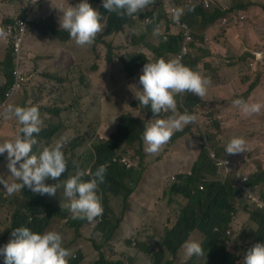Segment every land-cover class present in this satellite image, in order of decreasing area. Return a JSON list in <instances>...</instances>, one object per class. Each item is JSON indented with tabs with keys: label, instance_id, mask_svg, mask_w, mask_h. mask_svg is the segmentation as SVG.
I'll use <instances>...</instances> for the list:
<instances>
[{
	"label": "clouds",
	"instance_id": "1",
	"mask_svg": "<svg viewBox=\"0 0 264 264\" xmlns=\"http://www.w3.org/2000/svg\"><path fill=\"white\" fill-rule=\"evenodd\" d=\"M37 1H40V5L37 8L42 5L45 11L37 10L34 6H29L27 9L23 10L21 15H16L15 18L6 21L5 25L2 23L0 27V44H5L7 46V54L10 53L15 61V68L14 70L12 69L15 79L13 75L14 80L12 84L6 89L3 97L0 95V123L15 118L21 125L19 133L15 137L6 139L0 143V155L7 154V159L0 164V167L6 170L9 169V176L11 177V179H9L0 176V184L3 185L4 190L9 196L27 187L34 194L53 196L54 202H67L69 203L68 207L73 213L74 218H86L96 227L100 235H104V233L97 228L99 223L103 220L105 213L101 197L98 195L99 185L104 183L107 172L106 167L112 163L121 164L126 169H131L132 167L136 168V165H138L137 159H139L141 163L140 156L131 151V147L139 142L136 140L122 141L120 143L122 149L115 150L114 156L104 161L96 168L95 172H91V168H88L89 166L86 167L87 170H82V167L74 162H72V166L69 161L67 162L64 148L68 146L67 143L70 137L62 136L57 140H53L52 138L42 139L39 141H43L47 146L42 149L39 145L36 140V135L40 133L41 128L49 127L48 123L42 125L39 113L40 109L38 106L31 104L30 106L12 105L10 104L11 96L9 98L7 97V92H17L21 89L22 84L31 81V79H23L21 85L14 89L17 80V75L15 73L17 68L19 67L21 71L20 65L29 68L31 64V60H29L27 52L25 51L30 26L52 18L55 25L66 31L78 46L94 43L96 36L102 31L104 26L102 24L103 17L101 13L94 9L88 0H76L75 5H71L72 1H70L67 7H59L57 3L52 5L51 3L56 2V0H30L34 5ZM199 1L103 0V7L107 9L108 12H114L119 17L123 16L121 18L129 19V22L125 23L120 31L110 34L112 35L111 39L114 41V44L117 42H115V37L113 38V35L121 33L126 29L131 31L129 35L131 43L130 49L137 45L133 43V40L138 43L149 42L154 47L153 50L150 51L142 44H139L147 54L146 60L143 66L134 75H130L131 71L128 73L122 71V73L127 76L124 79L128 80V83H125V85L129 84L130 87L127 88L129 90L126 89L125 93L118 97V101L115 102L114 105L119 112V114L115 116L117 120L121 113L129 109V104L132 102L137 103L140 108H143V106L144 108L150 107L151 112L144 113V111H141L138 114L141 119L146 121L142 135L145 157L146 155L151 156L150 154H158L163 149L162 153L159 155L160 158L155 160V166H151L155 167L156 172H154L153 180L160 185V189L148 190L145 196L136 197L139 186L143 183L146 175L144 157L143 165L140 166L141 172L139 173L138 179L135 180V174H133V172L132 174L130 173L127 179L129 186L133 188V192L130 196L126 197L124 190L114 194V196L122 197L123 204L127 209L117 231L122 230L126 226L130 227L132 234L127 240L132 238L134 234L149 233L142 241L149 243L151 247L157 242L156 236H149L154 235V230L162 228V233H164L167 227H172L181 222L185 214L189 213L191 209L200 211L203 207H206V203H210L212 208L220 207L222 210L224 209L222 205V198L224 195L221 193L219 187H213L208 184L211 180L226 182L228 179H233L235 185L244 191L243 196H249L255 199L254 208H264V199L261 193V187L264 186V184H262L263 180L259 182L256 189H251L250 184H248L250 176L260 168L264 169V166L261 165L258 169L259 161H257V159L251 158L250 160L236 162L234 158L230 156L246 152L247 143L246 140L240 136L230 138L227 143L223 140L222 135L225 130L223 126V114L226 112L224 110L221 113L218 111V116L216 118H214V115H210L209 118L211 120L207 119L202 123L197 120L195 112L198 107L201 106L200 104L204 103L203 99L207 94V89L210 84V80L206 77L207 71L211 72L213 78L218 77L219 68L212 64V57H207L210 55L208 49L210 46L209 42L213 39V37L210 36L211 32L214 31L215 28H223V30H226L230 25L239 22L245 24L244 20L247 11L249 15L252 16L255 12V7L260 5V3L254 0H246L248 3L244 5L246 6L244 7L241 4L243 0ZM262 1L264 2V0ZM196 6L198 8L197 12L194 11ZM203 7L209 13L219 12L221 16L213 21H204L201 16L197 14L199 13V9ZM58 11L61 13L59 18L60 25L57 24ZM234 11H238L240 16L235 17L234 20H229L230 15H232ZM223 12H225L224 15H222ZM188 14H191V16L187 21ZM21 19L26 21V33L23 37L21 46H19L20 49L18 52L16 49V35H18L19 32L17 21ZM9 25H15L17 28L12 30V35L7 37L5 29ZM139 27L145 30V32L141 33L142 30H138ZM192 27L196 33L197 40L192 36ZM152 31L156 34H161L159 42H151L148 32ZM137 34L142 36L141 40L134 37ZM49 36L52 39H58L51 35ZM108 39L110 38H107V40ZM162 43V50L156 53L155 48H159ZM150 53H152L154 57H151ZM248 53L252 55L249 62L251 66L257 67L264 65V48L254 50L252 52L253 54L251 52ZM189 55L200 57L198 63V67L201 69L200 72L187 66L191 65V58ZM60 57L64 58V56L61 55ZM235 64L241 63L237 62ZM108 66L113 70H122V63L118 59L115 60L113 58ZM259 75L260 77L263 75V71L260 69L255 72L254 77L249 75L248 78L245 75L243 83L245 84L244 80H246L249 84L247 88L240 93V99L233 101L234 105L240 108L245 115L258 113L262 107L259 103H252L255 94L258 90L263 88V85H259V83L255 82V79ZM128 76L131 78L128 79ZM136 80L139 81L142 88L138 89V95L135 94L136 100L127 101L128 92L133 91L135 88L132 82ZM117 83H115L114 88L111 90L112 92H115ZM252 83H255L256 86L247 101H244L243 93L248 90ZM107 93L104 95L105 98ZM119 101L125 103L120 105L118 103ZM44 106H46L45 110L50 111L48 108H52L55 105L44 104ZM235 112L238 113L236 110ZM213 122L215 123L211 125L209 132L202 134L201 130L206 129L207 125ZM189 124H191L193 133H186L181 137L171 139L174 134L183 131ZM91 127L98 126L93 125ZM194 127H197L201 134V136L197 137L199 142L193 139V137L197 136V131L194 130ZM115 129L116 128L106 130L108 138H111V134ZM210 133L217 135L222 145H225L226 156L222 157L217 154V151L214 149L215 142L210 138ZM181 138H190L193 143L178 142V139ZM168 142L171 143V145L165 149L164 146L167 145ZM187 146H192L194 149V156L191 163L180 164L178 167L171 170H168L166 165L162 164L171 153L181 151ZM33 149L39 150V153H34ZM131 153L136 156V159L129 156ZM202 154L210 157L213 161L216 166L215 172L201 178L200 183L188 197L179 193H172L173 186L181 182L179 176L192 174L193 168ZM67 157L70 158L72 156ZM6 162L7 166H4ZM256 163L257 169L254 170L253 168L256 167ZM62 173H64V176L58 184ZM170 176L174 181H172L170 187L167 189L168 196L161 205H158L156 201L157 193L161 190L165 191L164 187L167 185ZM85 177L89 178L85 179ZM48 178L56 180L57 183L49 184L46 182ZM259 186L260 194L259 197H257L255 191ZM130 200H133L135 204L132 208L130 207ZM48 201H50L49 198ZM246 207L247 206L244 207V212L250 216V213L245 209ZM170 209L177 210V213L172 214ZM233 217V222L230 224L232 226L227 232L231 239L232 234L236 231L234 223L238 221L236 212H233ZM254 223V230H256L258 224L256 222ZM152 225H155V228H152ZM52 227L53 226L50 225L47 229L48 231L44 233L32 231L30 228L24 226L13 229L8 242L3 247H0V256L3 257L4 264H69V257L73 258L71 249L62 237L63 232H60L58 229L51 230ZM215 229L219 230V227H215ZM250 238L251 240L245 245L243 253L239 255L232 251L231 246L234 243L232 239L228 253L232 257H235L234 262L238 257L241 258L238 264H264V243L255 244L254 238L252 236H250ZM127 240L125 244L133 248ZM238 243H243V237H240ZM182 247L185 257H187L186 260L194 255H204V249L201 242L198 240H186ZM135 248L151 255L153 258V253H147L140 247ZM134 250L136 255V249ZM233 254L237 256H233ZM118 260L119 262H135L134 259L131 261H125L124 259ZM234 262L231 264H234ZM149 264H152V262H149Z\"/></svg>",
	"mask_w": 264,
	"mask_h": 264
},
{
	"label": "rangeland",
	"instance_id": "2",
	"mask_svg": "<svg viewBox=\"0 0 264 264\" xmlns=\"http://www.w3.org/2000/svg\"><path fill=\"white\" fill-rule=\"evenodd\" d=\"M53 1V0H52ZM71 0H56L59 7H67L68 2ZM184 2H191V0H182ZM199 1V0H195ZM204 1V0H200ZM199 1V2H200ZM260 5L255 7V12L252 16L249 15L247 11L246 18L244 20L245 24L241 22L237 24H232L226 30L223 28H215L211 32L210 36L213 39L210 40V46L208 47L210 55L207 57H212L211 62L214 66L219 68L218 77L213 78L210 71H207L206 77L210 80V84L207 89V94L204 97V103L200 104L196 112L197 120L201 123L205 120H211L210 114L214 113V118L218 116L217 112L220 113L224 110L226 113L223 114L225 127L224 134L222 135L223 140L227 143L230 138L234 136L243 137L247 143V151L244 153L230 155L234 158L236 162H242L244 160L257 159L258 169L261 165L264 166V65L263 66H251L250 58L252 55L248 52H253L254 50L264 48V2L262 0H254ZM76 0H73L71 5H75ZM49 3V2H48ZM248 2L243 0L242 5H246ZM250 3V2H249ZM50 4V3H49ZM40 5V1L34 5L30 0H0V27L1 24H6L8 19L15 18L16 15L23 12L29 6H34L36 9ZM37 10H44L41 5ZM99 11V9H96ZM60 11L57 12V24L59 23ZM103 17L102 24L103 29L97 36L105 32L108 26V12H101ZM238 11H234L230 15L229 20H234L235 17H239ZM52 22V18L49 19ZM138 30H142L141 27ZM192 36L197 40L196 33L193 27L191 28ZM142 30L141 33H144ZM253 36H251V34ZM130 30H123L121 33L113 35L115 37L114 44V59L117 60L119 56H125L130 49ZM150 34V40L152 43H157L160 40L161 34H156L153 31L148 32ZM31 35V36H30ZM96 36V38H97ZM112 35L107 38L109 42L112 41ZM137 36H139L137 34ZM144 47L148 48L150 51L153 50V45L149 42H144L142 44ZM25 51L29 60H31L30 67L21 66V76L24 79H31L29 83H24L21 89L17 92L11 94L12 105L19 106H30L32 102L37 103L39 99L43 100L42 104H51L61 108V113L56 114L45 110V106H40L39 113H42V125L49 121L55 120L58 122L59 128L53 136H50L53 140H57L62 136H67L71 138L81 136L86 139L85 148L94 138H105L108 139L106 135V128L109 122H114L117 124V119L115 116L119 114L117 109L113 106L115 94L110 92L116 84L115 91L116 102L118 97L123 95L127 88H129L128 80L124 79L127 76L122 73V70H113L111 67L106 66L107 53L109 51L108 47L103 43L78 46L72 39L67 41H61L59 39H52L49 34H44L36 28L35 25L30 26L28 38L25 45ZM8 53L7 46L5 44H0V86L4 81L5 68L2 61L5 59ZM253 54V53H252ZM64 56V58H61ZM151 57H154L150 53ZM50 59V60H49ZM240 62L241 64H235ZM234 64V65H233ZM15 68V61L13 60V70ZM260 69L263 71L262 77L260 75L255 79V82L259 85H263L261 90L254 96V101L252 103H259L262 105L258 113L251 115H245L240 108L234 105L233 101L240 99V93L247 88L249 82L243 78L251 75L255 76V72ZM48 73V74H47ZM60 74L56 76V74ZM14 75V74H13ZM61 77V79H60ZM113 78V79H112ZM131 77L128 76V79ZM15 79V75H14ZM120 79V80H119ZM119 80V81H118ZM104 81L106 84H104ZM219 83V84H215ZM134 90L128 92L127 101L136 100L135 94H139V88H142L139 81H133ZM61 89H60V88ZM107 90L109 99L106 101L104 91ZM129 90V89H127ZM110 105H109V104ZM120 105L125 102L119 101ZM228 108V109H226ZM238 112L236 113L235 110ZM115 119V120H114ZM83 122L81 128L77 127V122ZM91 124L99 125L98 127H91ZM41 125V126H42ZM211 124L207 125V128L201 130L202 134L209 132ZM197 131V136L193 137L194 140L199 142L197 137L201 136L199 129L194 127ZM12 131V129L10 130ZM8 127H0V143L3 142L1 136L7 132H10ZM48 138V137H47ZM37 142L42 147L47 145L43 141H39L36 137ZM178 142H190V138L178 139ZM171 143L168 142L165 145V149L169 147ZM87 146V147H86ZM82 146H77L74 155L71 157L73 162L81 167H88L92 164L93 158L89 151L82 153ZM163 150V149H162ZM150 154L145 157V168L146 175L143 183L139 186L136 197L145 196L146 191L160 189V185L153 180L154 172H156L155 160L160 158V154ZM34 153H39V150L33 149ZM71 156V153L68 154ZM132 158L136 159V156L131 153L129 154ZM159 156V157H158ZM194 156V149L192 146H187L181 151L171 153L163 165H166L168 170L178 167L180 164L191 163ZM136 174L134 176L135 180L139 177V172L141 168L139 166V159H137ZM7 166V162L4 164ZM257 169L256 167L253 168ZM177 174V173H176ZM173 174V175H176ZM261 175H264L262 172ZM174 179L170 176L167 185L164 187L165 191H160L157 193V204L161 205L168 196L167 189L170 187ZM259 190L255 191V195L259 197ZM112 197L111 204L113 206V213L117 216H121L124 213V204L122 197L114 196ZM5 198V197H4ZM6 203H3L0 209V217L3 220H11L12 214L16 209L22 204L21 200L18 199L16 195L10 196ZM255 199L249 196H241L240 201H238V208L236 214L238 215V221L234 223L236 231L232 234V239L234 240L231 246L232 251L237 255L242 254L245 245L251 240L249 232L255 229V223L250 220V216L244 212V207L254 208ZM130 207L134 206V201L130 200ZM172 214H176L177 210L170 209ZM53 222V227L51 230L63 229L65 221L55 219ZM9 223V221H8ZM155 228V225H152ZM82 235L76 236L73 229L67 228L66 232L62 235L68 247L71 249L72 257L74 259H79V264H93L97 259L104 255L109 260L124 259L125 261H131L134 259V264H149L152 262V256L144 252L139 251L135 243L136 239L143 240L149 233H139L134 234L132 238V232L130 227L126 226L122 230L117 231L109 242L105 241L104 235H100L96 227L92 224H87L82 229ZM162 228L157 230L158 240L161 237ZM243 234V235H242ZM154 237V235H149ZM243 237V243L239 244L238 240ZM204 236L195 232L191 239L203 241ZM126 240L133 246H127ZM134 242V243H133ZM158 242V241H157ZM155 243L153 248H157L158 243ZM137 254L135 255V250ZM150 253V251H146ZM135 255V257H134ZM171 256V255H170ZM195 257V255L193 256ZM169 258V257H168ZM184 249L179 252L178 258L176 259V264H182L186 260Z\"/></svg>",
	"mask_w": 264,
	"mask_h": 264
},
{
	"label": "trees",
	"instance_id": "3",
	"mask_svg": "<svg viewBox=\"0 0 264 264\" xmlns=\"http://www.w3.org/2000/svg\"><path fill=\"white\" fill-rule=\"evenodd\" d=\"M73 2V0H71ZM91 6L94 9H99V12H108L107 9L103 7V0H88ZM244 6V5H243ZM246 7V6H244ZM195 12L198 11L197 6L195 7ZM199 16L204 21H213L220 17L219 12L209 13L204 7L199 9ZM225 12L222 13L224 15ZM191 14L187 16V21L190 19ZM123 17V16H121ZM114 12H108V26L105 29V32L99 36L94 41V46L97 43L105 44L109 51L107 53V59L105 65L108 66L112 59L114 58V43L109 42L107 37L110 34L120 31L123 28V25L129 22V19L121 18ZM197 17V16H196ZM8 19L7 21H9ZM36 28L44 34H49L53 37H56L62 41H67L70 38L69 34L63 29L58 28L55 25V22L48 19L47 21H43L41 23L35 24ZM196 31H199L195 29ZM134 37L139 40L142 39V36L135 35ZM136 46H133L132 49H129V52L125 56H119L118 60L122 63V71L124 73H128L131 71L130 75H134L139 69L143 66L147 54L144 52V49L140 46L143 43H138L133 40ZM140 44V45H139ZM163 48V43L159 48L156 49V53L161 51ZM191 58V65H187L191 67L193 70L198 72L201 69L198 67V63L200 61V57H195L193 55H189ZM2 64L5 68L4 81L0 86V95H4L6 89L13 82V57L9 53L2 61ZM48 74V73H47ZM60 74H56L59 76ZM61 79V77H60ZM104 84L106 82L104 81ZM256 84L252 83L248 90L243 93V100L247 101L249 96L252 94ZM60 88V87H59ZM61 89V88H60ZM108 91L105 90L104 94ZM112 92V91H110ZM115 94L114 104L116 102L117 92H112ZM106 101L109 99L108 93L106 95ZM43 100L39 99L37 101L38 104L32 102L31 105H36L40 109V106H44L42 104ZM109 104V103H108ZM26 105V102L24 106ZM110 105V104H109ZM46 107V106H45ZM50 111H53L56 114L61 113V108L58 106H54L52 108H48ZM141 111L144 113L151 112V108H140L137 103H130L129 109H127L124 113L119 115L117 124L114 126V122H109L106 130H110L116 128L115 131L111 134V138H94L92 142L89 143L88 148H85L86 139L81 136H76L71 138L67 143L68 146H65L64 152L67 159V162H70L72 166L73 160L68 158V154L71 153V156L74 155L77 146H82V153L89 151L91 157L94 159L92 164L88 167L91 168V172H95L96 168L99 167L104 161L110 159L114 156L115 150L122 149L120 143L122 141H133L136 140L139 142L131 147V151L134 154L139 155L141 158V163L139 162V166L143 165V160L145 157L144 153V143L142 141V135L144 131V125L146 121L141 119L138 115ZM211 116L214 113L210 114ZM42 113L40 114V118L42 117ZM49 127L41 128V131L36 137L39 140L42 139H51L50 136H53L57 129L59 128L58 122L55 120L47 122ZM215 122L211 123L214 124ZM77 127L80 128L83 125V122L78 121ZM95 124H91L93 126ZM99 126V125H97ZM0 127H8L9 131L1 136V139L4 141L6 139H11L15 137L19 133V129L21 125L16 121L15 118L8 119L0 123ZM186 133H193L191 124L187 125L183 131H179L172 136L171 139H176L185 135ZM48 137V138H47ZM210 138L214 140V149L217 151L219 156H226L225 145H222L221 140L217 135L210 133ZM87 147V146H86ZM7 159V154L0 155V164ZM216 166L210 157L204 156L203 154L200 156V159L195 164L193 168V173L190 175H180L181 182L177 183L172 188V193H179L184 196H190L192 191L197 187L200 183L201 178L206 177L207 174H212L215 172ZM106 177L104 183L99 185L98 195L101 197L102 205H104V216L103 220L99 223L97 228L104 233V238L106 242H109L113 235L116 233L119 228L121 222L126 213V208L124 206V213L121 216H117L115 212L113 213V206L111 204V196L110 194H117L121 192V190L125 191L126 197H129L133 192V188L129 186L127 179L130 175L136 174V168L132 167L131 169H126L124 166L118 163H112L111 165L106 167ZM82 170H87V168H83ZM263 168H260L257 172L253 173L250 176L248 184H250L251 189H256L259 185V182L263 180L262 184H264V175H261L263 172ZM140 173V172H139ZM9 169H4L0 167V176H4L5 178L11 179ZM62 176L59 182L62 180ZM89 177H85L88 179ZM46 182L49 184L57 183L56 180L51 178L46 179ZM208 184L213 187H219L221 193L224 195L222 198L223 210L220 207L212 208L210 203H206V207H203L200 211H195L191 209L189 213H186L181 222L173 225L172 227H167L164 233H161V237L158 240L157 230H154V236L157 237V248H153L149 243L141 241L139 239L135 240L137 247L141 248L143 251H150L153 253L152 264H176V259L178 258L179 252L183 248L182 245L186 240L192 238V235L195 231H199L203 234L204 238L201 242V245L204 249V255L195 256L187 259L182 264H231L234 262L235 257H232L228 251L232 242V239L228 236L227 232L231 228L230 225L233 222V212H236L238 201H240L241 196L244 191L235 185L233 179H228L226 182H220L216 180H211ZM262 197L264 199V186L261 187ZM21 200L22 204L16 209V211L12 214V218L10 222L9 220H3L0 217V247H3L9 240L10 235L16 227H28L32 231L44 233L48 231V227L53 225L55 219L65 221L63 225V229L61 231L63 234L66 232L67 228L73 229L76 236L82 235V229L85 225L91 224V221H88L86 218H74L73 213L68 207L69 203L64 201H56L54 202L53 196L49 195H40L34 194L30 189L25 187L24 190L14 194ZM13 196V195H11ZM5 197V198H4ZM10 196L4 190L2 184H0V207L3 203H6ZM48 198L50 201H48ZM48 201V203H47ZM246 211L250 213L251 220L258 224V228L254 231H250L248 235L252 236L256 243H264V208H245ZM215 227H219V230L215 229ZM171 255V257H169ZM233 256H237L233 254ZM169 257V258H168ZM241 261V258H237L234 264H238ZM79 259H74L69 257V264H79ZM0 264H4V259L0 256ZM93 264H134L131 262H119V260H109L104 255H102L99 259H97Z\"/></svg>",
	"mask_w": 264,
	"mask_h": 264
},
{
	"label": "built area",
	"instance_id": "4",
	"mask_svg": "<svg viewBox=\"0 0 264 264\" xmlns=\"http://www.w3.org/2000/svg\"><path fill=\"white\" fill-rule=\"evenodd\" d=\"M17 24L19 25V32H18V35H16L17 37V51L19 52V46H21V43H22V40H23V37L26 33V21L25 20H18L17 21ZM17 27L15 25H9L6 29H5V32L7 33V37H9L10 35H12V30L16 29ZM16 75H17V80H16V83L14 85V89L16 87H19L23 81V77L21 76V71L19 69V67L17 68V70L15 71ZM11 91L7 92V97L9 98L11 96Z\"/></svg>",
	"mask_w": 264,
	"mask_h": 264
},
{
	"label": "crops",
	"instance_id": "5",
	"mask_svg": "<svg viewBox=\"0 0 264 264\" xmlns=\"http://www.w3.org/2000/svg\"><path fill=\"white\" fill-rule=\"evenodd\" d=\"M250 33V32H249ZM251 34V33H250ZM251 36H253L252 34H251Z\"/></svg>",
	"mask_w": 264,
	"mask_h": 264
}]
</instances>
